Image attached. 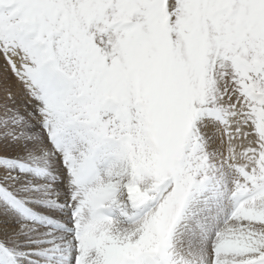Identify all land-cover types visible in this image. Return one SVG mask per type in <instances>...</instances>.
Masks as SVG:
<instances>
[{
  "label": "snow or ice",
  "instance_id": "6c2138e0",
  "mask_svg": "<svg viewBox=\"0 0 264 264\" xmlns=\"http://www.w3.org/2000/svg\"><path fill=\"white\" fill-rule=\"evenodd\" d=\"M0 264H264V0H0Z\"/></svg>",
  "mask_w": 264,
  "mask_h": 264
}]
</instances>
